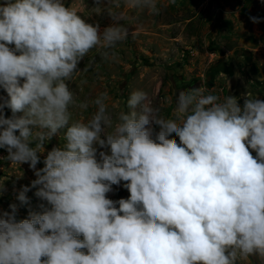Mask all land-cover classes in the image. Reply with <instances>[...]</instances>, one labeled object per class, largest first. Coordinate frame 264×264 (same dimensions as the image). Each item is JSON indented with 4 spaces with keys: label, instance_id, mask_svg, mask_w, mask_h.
I'll return each mask as SVG.
<instances>
[{
    "label": "clouds",
    "instance_id": "9594fccd",
    "mask_svg": "<svg viewBox=\"0 0 264 264\" xmlns=\"http://www.w3.org/2000/svg\"><path fill=\"white\" fill-rule=\"evenodd\" d=\"M94 4L110 18L103 28L65 0L0 3V149L35 176L20 205L33 189L44 202L22 220L16 203L0 209V264L264 262V99L181 89L170 116L143 90L115 115L107 91L79 101L69 82L81 62L93 50L113 59L129 37L122 9L160 11L158 0ZM122 182L130 195L109 198Z\"/></svg>",
    "mask_w": 264,
    "mask_h": 264
},
{
    "label": "rangeland",
    "instance_id": "374dc122",
    "mask_svg": "<svg viewBox=\"0 0 264 264\" xmlns=\"http://www.w3.org/2000/svg\"><path fill=\"white\" fill-rule=\"evenodd\" d=\"M253 1L254 3L246 11V17L248 19L250 16H257L262 18V22L254 24L250 21L252 28L249 33L245 30L246 22L242 23L244 30H240L238 33L245 35V40H243L242 35L236 36L238 39H230L232 34L236 33L235 29L228 31L229 35L224 33L221 39L211 35L212 38L207 40V53L205 55L207 59L210 54L213 55L214 65L219 60L234 64V60L230 57L231 54L235 55L239 63L249 65L253 74L257 75L256 82H251V85L255 89L256 96L264 99V2L262 0ZM2 2L3 0H0V3ZM65 3L69 7L77 8L89 22H98L101 28L111 22L106 14L100 15L94 11V0H65ZM182 3L183 0H176L175 4H170L169 0H158L160 9L158 14L136 13L128 9H122L129 17L123 22L129 28V37L117 45L114 50V58L109 61L103 60L97 50H93L85 57L79 67L81 69L86 68L87 71H81L69 82V87L77 94V99L79 101L91 100L100 92L107 91L110 97L107 101L109 111L115 115L119 111L127 110L126 102L131 92L143 90L148 93V99L153 105H162V115L170 116L174 103H167V101L169 99L174 101L177 91L181 89L203 88L206 90L205 94L212 93L220 96L229 94V89L225 84L227 76L218 73V71L216 74L220 78L208 87L202 86L205 78L199 77V71L201 72V70L197 66L190 70L189 79L180 74L181 70L179 68H181V65L183 66L185 60L187 62L188 58H191L192 52H183V46L173 44L168 36H177L173 31H181L184 24L182 18L184 19V17H196V22L192 23L197 26H189L190 33L195 32L197 27L201 25L206 28L210 24L208 19L206 21L200 19L201 16L197 14L198 12L194 7L188 8ZM204 11H206L205 18H208L214 12L211 9ZM217 12L220 13L222 18V12H219V10ZM200 13L204 14V12ZM161 23H172L173 25L162 30ZM192 29L196 30L192 31ZM223 32V28L219 30V33ZM180 53L181 58L179 57ZM81 79L88 81L87 84L82 86V91L79 83ZM249 79L252 80V77ZM0 95H6V93L0 89ZM92 111L94 109L90 107L87 112L82 114L78 108L72 109L74 119L86 118L90 116ZM6 113L11 115L10 110H6ZM62 144L63 141L60 135L54 136L47 142L44 145L45 152L40 154L41 163L37 167H43L42 161L47 151ZM6 155V151L0 149V183H4L5 188V191L0 194V209L9 210L8 205L16 203L18 205L17 219L22 220L28 217L29 210L40 211L38 206L44 202L34 196L35 189H33L27 193L30 203L20 205L19 201L16 200V193L21 186L30 185L35 176L27 164H12L2 158ZM123 183L119 187L113 186L114 191L108 194L109 198L118 200L127 198L130 195L127 189L123 187ZM251 259L252 264H264L258 257H252Z\"/></svg>",
    "mask_w": 264,
    "mask_h": 264
},
{
    "label": "crops",
    "instance_id": "0c3cea01",
    "mask_svg": "<svg viewBox=\"0 0 264 264\" xmlns=\"http://www.w3.org/2000/svg\"><path fill=\"white\" fill-rule=\"evenodd\" d=\"M254 3L253 0H216L217 10H214L213 13L210 14L208 18H205L206 11H201L198 7L199 0H195L194 2L192 0H183V5L188 8H195L197 10V14L201 16V20L206 21L209 20V25L204 28V26H199L196 29H192V32L189 31V26H197L193 24L192 22H196L195 18L193 16L190 17H184L182 18V22L184 23L182 25L181 31H173V33H176L177 36L174 37L172 35L168 36L169 40H172L171 42L173 44H180V46H183L184 51L183 52H192L191 58H188L187 62L185 60V63H183V66L181 65V68H179L180 74H183L186 79L190 78V70L192 68H195V66L199 67L201 72L199 71V77L205 78L204 83L202 86L208 87L209 85H213L214 82L217 81L218 78H220L216 73L223 74L226 77L225 84L227 85V89H229V94H234L236 96H240L242 92L245 91V89H250L251 91L254 89L251 85V82H256L257 75H254L251 71V67L247 65L246 63H236L234 61V64L229 63L228 61H222L219 60L214 65L213 63V55L210 54L209 58H206V46H207V40L208 38H212L211 35L217 36L219 39L222 38V35L225 33L226 35H229L228 31L236 30V33L232 34V37L230 39H238L236 36L242 35L243 40H245V35L242 33H238L240 30L243 29L242 23L245 21L246 26L245 30L249 33L250 29L252 28L250 19H247L246 11L249 8L250 5ZM221 11L223 14V19L221 18L220 13L218 14V11ZM200 12H204V14H201ZM221 22V23H220ZM173 24H160L162 27V30L165 28H170ZM188 26V27H186ZM206 26V25H205ZM224 29L223 33H219L220 29ZM243 32V31H242ZM211 36V37H210ZM189 50V51H187ZM181 52V53H183ZM181 53L179 54V57L181 58ZM256 76V79H255ZM193 78V76L191 75ZM252 77V80L249 79ZM225 78V77H224ZM257 91V90H256ZM255 95V89L252 91ZM259 98V97H258ZM241 104L243 101H240Z\"/></svg>",
    "mask_w": 264,
    "mask_h": 264
},
{
    "label": "built area",
    "instance_id": "2783aa9c",
    "mask_svg": "<svg viewBox=\"0 0 264 264\" xmlns=\"http://www.w3.org/2000/svg\"><path fill=\"white\" fill-rule=\"evenodd\" d=\"M200 10H217L216 0H199L198 5Z\"/></svg>",
    "mask_w": 264,
    "mask_h": 264
},
{
    "label": "water",
    "instance_id": "95a60500",
    "mask_svg": "<svg viewBox=\"0 0 264 264\" xmlns=\"http://www.w3.org/2000/svg\"><path fill=\"white\" fill-rule=\"evenodd\" d=\"M230 57H231L236 63H239V60H237V59L235 58V55H234V54H231Z\"/></svg>",
    "mask_w": 264,
    "mask_h": 264
}]
</instances>
